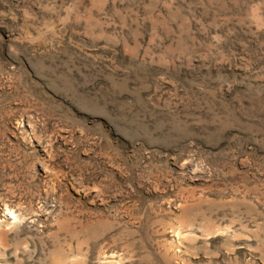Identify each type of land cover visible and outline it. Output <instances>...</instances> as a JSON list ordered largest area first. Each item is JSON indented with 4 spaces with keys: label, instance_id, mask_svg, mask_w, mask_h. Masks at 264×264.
Listing matches in <instances>:
<instances>
[{
    "label": "rangeland",
    "instance_id": "1",
    "mask_svg": "<svg viewBox=\"0 0 264 264\" xmlns=\"http://www.w3.org/2000/svg\"><path fill=\"white\" fill-rule=\"evenodd\" d=\"M0 264H264V0H0Z\"/></svg>",
    "mask_w": 264,
    "mask_h": 264
}]
</instances>
